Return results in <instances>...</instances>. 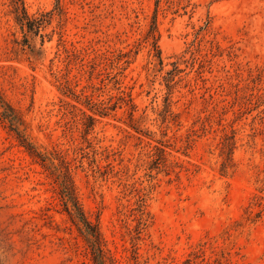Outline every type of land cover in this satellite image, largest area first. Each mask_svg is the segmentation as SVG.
<instances>
[{"label": "rangeland", "instance_id": "374dc122", "mask_svg": "<svg viewBox=\"0 0 264 264\" xmlns=\"http://www.w3.org/2000/svg\"><path fill=\"white\" fill-rule=\"evenodd\" d=\"M259 90L264 0H0V264H93L55 184L66 172L116 264H264V140L248 136L264 107L234 123L226 174L213 110L238 98L231 123ZM123 92L133 124L129 104L101 116L80 97Z\"/></svg>", "mask_w": 264, "mask_h": 264}, {"label": "trees", "instance_id": "16d2710c", "mask_svg": "<svg viewBox=\"0 0 264 264\" xmlns=\"http://www.w3.org/2000/svg\"><path fill=\"white\" fill-rule=\"evenodd\" d=\"M16 5V11H19V7L17 3ZM154 29V27H153ZM160 59V58H159ZM262 77V74H258L257 78L252 79V82L255 83L257 80ZM173 81V77H171V80L169 82ZM172 86L168 85L169 94H171ZM99 90V88H95V91ZM79 98V96H77ZM83 98L85 103L88 107L93 111L95 110L99 115L106 116L108 115V110H112L116 107L117 102H123L130 105V122L133 124L134 119V112L136 111V106L133 105V101L130 95H127L125 92H123L122 95L116 97L111 96L107 101L100 100L95 101L94 95H85L81 94L80 96ZM212 99V96H210ZM242 103L240 108L237 111L233 112L234 119L231 121V123L224 124L225 121L224 116L229 112L230 109H233L236 101L231 103L230 105L219 106V104H216L213 107V110L217 112L218 116V123L220 126H222L223 134L220 137L217 148L219 150V155L222 157V162L220 165V172L222 174H226L228 168L231 166L233 161V153L236 148V134L237 131L234 129V123L238 120H240L246 113H250L255 109H258L260 107H264V90L261 92L259 90L258 93H251L249 96H244L243 98L240 97ZM117 101V102H116ZM226 100H222L220 103H225ZM3 107V105H1ZM220 107V109H219ZM74 108H77L74 106ZM169 104L167 102L166 109L168 110ZM81 110V109H79ZM81 116L83 119H88L92 123L95 122V119L90 117L86 114L85 111L81 110ZM212 115L207 116L206 120H211ZM4 119H9L8 116L5 114ZM12 117L10 118V121H12ZM227 127L229 130H227ZM12 131H14L18 139L20 140L22 146L26 148L30 156H32L34 159H37L41 165L46 168V170H49L50 168L47 165V162L49 161V157L47 155H44L40 153L35 146H33L31 143L28 142L27 138H25L22 133L16 129L12 128ZM250 131L251 133L248 135L251 140H254L256 137H262L264 140V108L258 112V114L253 118L251 124H250ZM160 145L153 146V157H164L166 154V151L164 148L168 147L167 143L164 141L158 142ZM84 151V149H81ZM98 170L100 171L101 168L98 167ZM54 175V173H51ZM55 184L58 187V193L61 197V202L64 207V211L69 216L71 222L77 227L80 235L84 239L85 245H84V253L86 256L91 257V261L93 264H106L107 261H109L111 264H116V260L112 255L111 250H109L107 247V241L105 240L103 234L100 231L99 225L94 224L91 222L88 217L85 215L84 211L82 210L81 206L79 205L76 195H75V189H74V183L69 175V172H66L63 175H58L55 177ZM256 207H262L261 200L262 197H255ZM51 207L53 206V202L48 203ZM49 209V208H48ZM140 213V217L137 218L139 224L145 225L143 216L145 214L143 210V206H140L137 210ZM262 213V210H259L255 217H259ZM83 264H87L83 262Z\"/></svg>", "mask_w": 264, "mask_h": 264}]
</instances>
